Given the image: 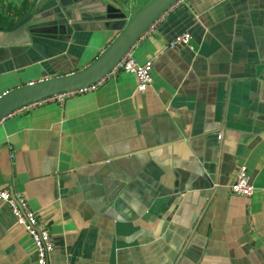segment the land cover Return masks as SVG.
Instances as JSON below:
<instances>
[{
	"label": "crops",
	"instance_id": "0c3cea01",
	"mask_svg": "<svg viewBox=\"0 0 264 264\" xmlns=\"http://www.w3.org/2000/svg\"><path fill=\"white\" fill-rule=\"evenodd\" d=\"M64 0H0V97L94 62L119 35ZM129 17L152 0H99ZM63 16V17H62ZM97 25V24H96ZM77 27V28H74ZM188 33L190 45L169 47ZM153 82L94 88L0 121V189L48 227V264H264V0H182L130 50ZM246 166L255 193L230 187ZM185 247V248H184ZM39 253L0 200V264Z\"/></svg>",
	"mask_w": 264,
	"mask_h": 264
},
{
	"label": "water",
	"instance_id": "95a60500",
	"mask_svg": "<svg viewBox=\"0 0 264 264\" xmlns=\"http://www.w3.org/2000/svg\"><path fill=\"white\" fill-rule=\"evenodd\" d=\"M178 1L152 0L141 9L133 11L129 17L122 10L105 5L99 0L61 1V12L71 19L74 26H81L77 24L86 22L92 27L107 28L115 26L117 24L115 22H123V27L109 47L84 69L66 76L26 85L1 96L0 121L23 108L53 96L81 92L96 86L114 70L161 15ZM28 18L29 15H26L8 28L0 26V31L18 30L29 22ZM182 252L175 264H179L183 256Z\"/></svg>",
	"mask_w": 264,
	"mask_h": 264
},
{
	"label": "built area",
	"instance_id": "2783aa9c",
	"mask_svg": "<svg viewBox=\"0 0 264 264\" xmlns=\"http://www.w3.org/2000/svg\"><path fill=\"white\" fill-rule=\"evenodd\" d=\"M180 1L182 0H179L174 5H176ZM174 5H172L167 11L171 10ZM151 27H153V25ZM190 41L191 36L188 33H184L183 35L177 37L174 41H172L169 47L175 49L181 46H188L190 45ZM152 71L153 63L151 61H148L144 64H139L134 56L129 52L117 64V66L111 73L122 72L136 76L138 80V90L144 92L152 85ZM94 87L95 86H93L92 88ZM67 95L69 94H60L57 96H53L47 100L54 99L63 101L64 97H66ZM230 190L235 195L244 196L247 198H251L254 195L255 187L250 181L246 166H241L239 168L235 180L230 187ZM0 200L10 207L17 223L25 229L28 236L32 239L39 253L38 264H48V257L54 250L51 233L48 227H46L39 221L37 215L32 211L26 199L22 195L14 193L12 189L8 187L0 189Z\"/></svg>",
	"mask_w": 264,
	"mask_h": 264
}]
</instances>
